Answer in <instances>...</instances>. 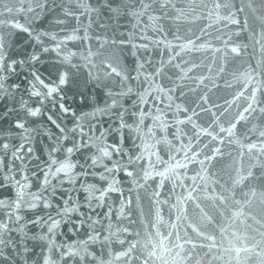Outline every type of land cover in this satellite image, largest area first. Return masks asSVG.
<instances>
[{
	"label": "water",
	"instance_id": "obj_1",
	"mask_svg": "<svg viewBox=\"0 0 264 264\" xmlns=\"http://www.w3.org/2000/svg\"><path fill=\"white\" fill-rule=\"evenodd\" d=\"M0 264H264V0H0Z\"/></svg>",
	"mask_w": 264,
	"mask_h": 264
}]
</instances>
